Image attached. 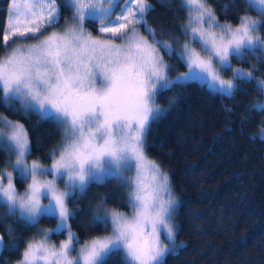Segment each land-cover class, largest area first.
I'll use <instances>...</instances> for the list:
<instances>
[{"label":"snow or ice","instance_id":"1","mask_svg":"<svg viewBox=\"0 0 264 264\" xmlns=\"http://www.w3.org/2000/svg\"><path fill=\"white\" fill-rule=\"evenodd\" d=\"M243 2L260 18L244 14L237 25L221 23L209 0H181L188 13L182 25L187 39L175 48L156 38L147 18L154 10L149 0H11L0 44V104L26 117L36 114L39 121H52L62 129L58 149L49 153L51 165L39 159L29 163L28 130L0 113L4 155L0 225L12 241L7 250L19 251L21 242L8 219L29 228H36L42 219L56 221L54 228L39 229L24 241L16 264H106L117 252L124 264H166L169 255L178 256L187 247L183 241L176 242L179 229L174 217L180 201L168 172L148 156L146 137L152 123L168 111L157 105V97L176 86L196 83L233 99L236 91H243L236 81L243 80L255 81L257 90L264 92V79L255 76L256 65L249 70L232 65L233 59L245 62L249 55L264 63V35L259 34L264 29V0ZM230 7H235V0L223 5V12ZM65 8L71 16L65 18L63 29L45 35L59 24ZM117 8L120 11L113 19ZM86 23H98L99 35L88 31ZM161 48L186 71L170 78L171 66ZM257 51L260 57L255 56ZM227 72L232 75L225 78ZM175 102L169 100L170 105ZM249 107L264 112V102L259 100ZM223 110L232 112L227 105ZM240 119L243 124L248 117ZM249 139L264 142V119L258 134H250ZM126 172L133 175L125 176ZM16 180L26 184L22 192ZM108 180L130 189L131 214L105 208L101 199L91 226L110 227L111 233L81 243L70 225L76 212L69 201L86 193L91 184ZM61 234L65 239L58 246L51 242L53 235ZM4 248L0 235V252Z\"/></svg>","mask_w":264,"mask_h":264},{"label":"trees","instance_id":"2","mask_svg":"<svg viewBox=\"0 0 264 264\" xmlns=\"http://www.w3.org/2000/svg\"><path fill=\"white\" fill-rule=\"evenodd\" d=\"M150 1L154 10L147 18L157 33L156 38L184 40L182 25L187 12L181 7V0ZM228 3L230 0H209L219 19L236 22L242 13H257L249 11L243 0H235V7L224 13L223 5ZM7 6L8 0H0V44L3 43ZM69 15L65 8L60 19ZM161 49L166 63L171 66L170 78L186 70L184 64L175 57L169 58ZM255 56L260 57L261 52L257 51ZM232 62L249 68L256 65L259 70L255 76L264 79V63H257L251 55L245 62L235 59ZM236 84L243 91H236L233 99L214 94L196 83L176 86L157 97L156 103L168 111L152 123L146 137V152L171 178L180 201L175 216L179 229L176 239L187 244L178 256L169 255L166 264H264V142L249 139L250 134H258V126L264 119V112L249 107L261 98L262 92L257 90L255 81L237 80ZM172 98L176 102L170 105ZM224 105L232 108V112L225 113ZM15 106L19 108L18 103ZM0 112L23 122L30 137V157L49 162V153L61 140L62 129L52 121H39L36 114L26 117L21 112L9 111L2 104ZM242 115L248 117L243 124ZM3 163L4 155L0 153V165ZM16 183L20 185L21 181L16 180ZM129 191L116 180H108L102 185L91 184L86 193L72 199L70 202L77 206L70 225L79 240L110 233V227L91 226L97 202L103 199L107 205L127 210ZM3 212L0 208V215ZM197 214L198 219L195 218ZM6 223L12 225L14 235L21 237V242L19 251H8L12 241L0 225L5 242L0 264L18 259L25 247L24 241L56 221L42 219L36 228L21 226L11 219ZM63 237L62 234L53 235L51 239L59 241ZM106 264H124L123 255L114 253Z\"/></svg>","mask_w":264,"mask_h":264},{"label":"rangeland","instance_id":"3","mask_svg":"<svg viewBox=\"0 0 264 264\" xmlns=\"http://www.w3.org/2000/svg\"><path fill=\"white\" fill-rule=\"evenodd\" d=\"M20 2L22 3L23 0H20ZM149 2L151 3L150 0H149ZM10 4H11V0H8L7 14H6V19H5V24H4L3 34H2V41H3V35H4V31H5L6 22H7L8 16H9ZM119 11H120V9L117 8V9H116V12L113 13V19H115L116 15L119 13ZM68 12L70 13V15H69V16H63L62 19H60L59 24L56 25V26L53 27V28H49V29H48V32H46L45 35H47L48 33L52 32V31H59V30H62L63 27H64V21H65V18H69V17L71 16V12H70L69 10H68ZM244 14H247V15L251 16L253 19H259V18H260V17L258 16L257 13L246 12V13H242L241 15H244ZM187 15H188V13H187ZM186 19H187V18H186ZM219 20H220L221 23L228 22V23H231V24H233V25H237V24L239 23V19H238L236 22H233V21H230V20H226V19H219ZM71 23H72V21H71V19H69V24H71ZM185 23H186V22H185ZM85 28H86L88 31H90L94 36H95V35H99V33H98L99 24H98V23H96V24H91V25L85 24ZM141 34L144 35L145 37H147L148 40H149V42H151V40H152V37H151V36H147V35L145 34V32H143V30H141ZM259 34L264 35V31H263V29L261 30V32H260ZM42 38H43V37H41V39H42ZM157 39H158V40H163V41L169 42V43H171V44L173 45V47H175V48H180V47L186 42V39H187V38H185L184 40L175 39V40H173V41H169V40H167V39H163V38H157ZM26 42H27V43H35V42H37V41H35V40H28V41H26ZM117 43H119V41H117ZM193 46H194V47H198L197 45H193ZM160 52H161V55H163V51H162V49H160ZM163 56H164V55H163ZM232 65H233V67H238V68H241V69H244V70H249V69H250L249 67L242 66V65H240V64H238V63H234V62H232ZM185 71H186V70H185ZM183 72H184V71H183ZM180 73H182V72H180ZM177 75H178V74H177ZM224 75H225V74H224ZM231 75H232V74H231V72H230V75H225V78H228V77H230ZM256 78H257V79H263V78H261V77H256ZM259 101L264 102V92H262V96H261V98L259 99ZM157 105L160 106V107H162L161 104H158V103H157ZM162 108H163V107H162ZM0 113H2V112H0ZM2 114L5 115L8 119H10V120H12V121H19L20 123L23 124V122H22L20 119H16V118L9 117V116H7V115L4 114V113H2ZM23 125H24V124H23ZM24 126H25V125H24ZM25 128H26V127H25ZM61 140H62V138H61ZM61 140L55 145L54 149H58V146H59ZM149 157H150V156H149ZM150 158H151V157H150ZM27 159H28V162H29V163H30L32 160H36V158L30 157V156H29ZM151 159H153V158H151ZM39 161H40V160H39ZM40 162H41V161H40ZM41 163H42L43 165H45V166H50L51 163H52V158L50 159L49 162H46V163L41 162ZM2 167H4V163H3V165H0V168H2ZM7 170L10 171L11 169L9 168V169H7ZM124 175H125V176H132L133 173H132V172H126ZM45 179H51V176H47V177H45ZM5 182H6V180H5ZM16 186H17L18 190L22 192V191L24 190V188L26 187V184L23 183V182H21L20 185H17V183H16ZM59 186H60L61 188H63V181H60V182H59ZM70 201H71V200H70ZM70 201H69V207L72 208V209L74 210L75 207L77 206V203L72 204ZM42 203H47V200H42ZM99 203H100V201L97 202V205H98ZM97 205H96V206H97ZM104 207H105V208H108V209L115 208V207H112V206H110V205H107L106 203H104ZM115 209H118V208H115ZM118 210H120V211H122V212H125V213H127V214H131V209H130V208L127 209V210H126V209H118ZM100 215H103V211L100 212ZM174 222H175V217H174ZM55 224H56V223H55ZM55 224H54L53 226L49 227L48 229H50V228H54V227H55ZM175 224H176V223H175ZM72 231L75 233V231H74L73 229H72ZM110 233H111V232H110ZM110 233L105 234V235H109ZM75 234H76V233H75ZM105 235H102V236H105ZM95 237H98V236H95ZM92 238H94V237H91V238H88V239L82 240V241H80V242L83 243L84 241L90 240V239H92ZM63 239H65V235H64V237L61 238L59 241H54L53 239H51V242L54 243V244H56V245L58 246L59 243H60ZM176 242L179 244V243L181 242V240L176 239ZM77 247H79V245H77ZM23 250H24V249H23ZM22 252H23V251H22ZM72 255H73V256H76L77 253H76V252H73ZM19 259H20V257H19L18 259H16V260L12 261L10 264H16V262H17Z\"/></svg>","mask_w":264,"mask_h":264},{"label":"water","instance_id":"4","mask_svg":"<svg viewBox=\"0 0 264 264\" xmlns=\"http://www.w3.org/2000/svg\"><path fill=\"white\" fill-rule=\"evenodd\" d=\"M0 235H1V233H0Z\"/></svg>","mask_w":264,"mask_h":264}]
</instances>
